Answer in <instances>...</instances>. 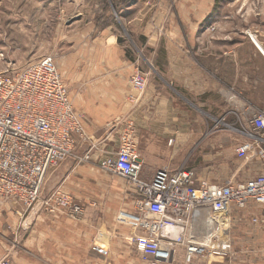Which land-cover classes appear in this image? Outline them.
Instances as JSON below:
<instances>
[{"label":"crops","instance_id":"obj_1","mask_svg":"<svg viewBox=\"0 0 264 264\" xmlns=\"http://www.w3.org/2000/svg\"><path fill=\"white\" fill-rule=\"evenodd\" d=\"M179 5L188 11L180 18L188 27L187 32L173 30L158 36L156 41L151 36L148 40L157 50L156 83L151 81L141 96L128 100L124 93L132 92V62L125 52L118 51L123 64L107 66L118 75L111 81L104 75L92 78L95 90L90 96L95 99L74 100L84 128L76 152L89 159L70 158L47 173L42 191L43 197L57 189L71 195L84 207V218L75 221L62 211L50 213L42 202L30 210L16 204H0V231L27 238L29 264H145L134 242L138 222L136 197L128 194L121 180L99 166L106 154L109 130L121 133L129 125L134 128L143 164L141 177L145 180L153 179L158 170L182 167L209 166L210 182L224 181L233 173L232 149L224 142L231 134L224 130L215 135L206 133L207 126L197 118L196 110L202 108L217 121H233L247 129L248 121L264 112V18L213 16L216 4L209 0H181ZM144 6H149V0H134L123 10L140 11ZM158 12L162 14L161 9ZM145 19L140 11L130 23L141 25ZM246 22L249 27H244ZM210 26H216V30L210 32ZM150 27L147 22L145 30ZM101 43L98 37L93 50ZM87 66L84 72H89ZM94 69L93 73L97 71ZM106 69L102 67L99 73L109 71ZM96 89L101 91L100 100H96ZM109 89L115 90L116 100L103 99ZM132 95L136 97V93ZM239 134L242 136L241 131ZM118 149L119 144L114 154ZM257 167L264 171L263 162H258ZM247 172L243 178L251 177ZM199 181L203 182L200 176ZM257 213L264 219L261 211ZM24 219L27 229L20 227ZM258 242L264 245V232ZM97 248H103L106 254ZM183 254L181 250V258Z\"/></svg>","mask_w":264,"mask_h":264},{"label":"built area","instance_id":"obj_2","mask_svg":"<svg viewBox=\"0 0 264 264\" xmlns=\"http://www.w3.org/2000/svg\"><path fill=\"white\" fill-rule=\"evenodd\" d=\"M148 78L137 71L131 85L138 93L147 88ZM249 137L236 149L239 159L264 162V112L248 121ZM81 117L70 100L68 88L53 58L10 73L0 74V201L27 208L42 202L50 213L64 212L71 220L84 218L85 209L61 189L41 200L48 171L73 156L75 137H83ZM89 156L79 157L84 161ZM100 168L124 178L136 197L139 212L134 242L146 264H194L231 255L228 238L230 217L264 208V172L247 180L229 178L222 184L199 181L195 169L158 170L151 180L141 177L143 164L137 151L134 128L121 134L116 154L104 157ZM213 223L206 238L194 236V223ZM186 247L183 257L180 252ZM99 253L106 254L103 248Z\"/></svg>","mask_w":264,"mask_h":264},{"label":"rangeland","instance_id":"obj_3","mask_svg":"<svg viewBox=\"0 0 264 264\" xmlns=\"http://www.w3.org/2000/svg\"><path fill=\"white\" fill-rule=\"evenodd\" d=\"M180 1L149 0V6H144L143 10H140L142 15H146V19L142 23L140 22L141 25H131V20L140 11L124 12V10L133 5L134 0H0V74L13 72L43 58H53L57 70L68 88L70 100L75 109L74 100L95 99L90 96L92 90H95L92 86V78H100L101 75H104L108 81H111V77L118 75L115 72L111 73L112 67L107 66L122 65L123 57L118 52L122 51L126 53H124L125 57L132 62V75L140 71L147 76L148 88L151 81L156 83L158 79L157 50L155 44H148L150 36L156 41L158 36L173 32V30L187 32L188 27L182 24L180 18L183 17V14L188 15V11L184 12L179 7ZM209 1L216 4L213 16L264 18V0ZM163 4L166 6L165 8ZM160 9L162 14L158 12ZM147 22L151 26L149 31L145 30ZM244 27H249L247 22ZM209 30L214 32L216 26H210ZM98 37L101 38L102 43L93 50L94 42ZM112 38L117 39V43L114 40L109 41ZM86 65H88L89 72H84ZM102 67L109 68V71L99 73ZM93 69L97 71L93 73ZM129 82L132 92L126 90L124 93L128 96L126 97L128 100L138 98L146 91L138 93L133 89L131 76ZM96 90L98 91L96 100H100L99 93L101 91L100 89ZM132 93H136V97ZM105 97L106 100H116L115 90L109 89L108 95L103 96V99ZM260 113L262 112L256 114ZM196 116L205 122L206 133L214 132L213 135H215L224 130L231 134L230 137L224 138V142L227 141L232 149L230 154H233L230 158V169L233 173H230L229 178H233L236 182L246 181L245 179L249 180L264 172L257 167L258 162L263 161H245L236 155V149L249 139L243 134L247 132V126L241 127L242 125L233 121H217L213 114L202 108L196 110ZM123 131L115 133L113 130H109L106 133V154L104 157L112 156L118 144L120 147ZM239 131L242 136L238 135ZM79 139L81 137H75L76 146ZM71 158L79 159L76 147ZM66 161L52 167L48 173L50 174ZM193 168L207 183L222 184L229 179L227 177L221 182H210L207 176L211 172L209 166ZM245 171H248L249 173H247L251 174V177L243 178L242 175L245 174ZM108 175L121 180L129 194L130 187L124 178L109 173ZM48 196L43 197V191L41 192L42 201ZM8 203L16 204L25 210L31 209L16 202L0 201V204ZM250 210L253 213L261 211L264 214L263 207H251ZM137 214L139 217L138 210ZM0 217H2L1 213ZM254 218L250 211L234 213L230 217L227 231L231 255L227 258L217 256L210 261L197 260L194 264H264V245L258 242V237L264 232V222L255 221ZM0 219L2 220V218ZM20 227L28 228L25 219L21 222ZM210 229L211 227H208L202 220L194 223L192 232L194 236L202 240L206 238L207 231ZM26 239L23 236L20 239L19 235L13 233L6 235L0 231V264H29ZM182 250L185 251L186 247H183ZM141 260L143 261V259Z\"/></svg>","mask_w":264,"mask_h":264},{"label":"bare ground","instance_id":"obj_4","mask_svg":"<svg viewBox=\"0 0 264 264\" xmlns=\"http://www.w3.org/2000/svg\"><path fill=\"white\" fill-rule=\"evenodd\" d=\"M208 226H211L213 223L209 222V221H204ZM212 227H214V225H212Z\"/></svg>","mask_w":264,"mask_h":264}]
</instances>
